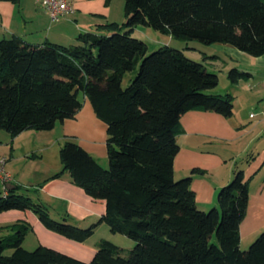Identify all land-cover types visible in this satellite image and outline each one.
I'll use <instances>...</instances> for the list:
<instances>
[{
	"label": "trees",
	"instance_id": "trees-1",
	"mask_svg": "<svg viewBox=\"0 0 264 264\" xmlns=\"http://www.w3.org/2000/svg\"><path fill=\"white\" fill-rule=\"evenodd\" d=\"M19 0H0L17 3ZM109 1V0H105ZM125 21L104 23L100 34L82 33L69 46H36L18 36L0 39V129L11 136L24 130H51L79 110L84 94L106 124L108 167H102L74 140L59 149L62 171L93 199L103 200L96 224L79 228L50 217L44 205L10 189L0 193V212L30 210L48 230L84 242L98 224L135 242L124 250L101 239L90 261L52 248L32 251L22 243L25 223L5 226L0 264H264V232L245 251L239 225L248 204L242 170L219 189L217 207L197 208L190 175L175 180L172 164L180 117L202 110L226 118L231 95L211 94L218 75L182 50L147 45L134 38L136 26L178 40L223 44L250 56L264 55V0H123ZM134 72L127 86L123 79ZM251 74L230 69L231 84ZM61 172L56 173L59 176ZM11 250L10 254L5 251Z\"/></svg>",
	"mask_w": 264,
	"mask_h": 264
},
{
	"label": "crops",
	"instance_id": "crops-1",
	"mask_svg": "<svg viewBox=\"0 0 264 264\" xmlns=\"http://www.w3.org/2000/svg\"><path fill=\"white\" fill-rule=\"evenodd\" d=\"M68 1L73 9L58 21H50L36 0L0 2V39L18 36L36 46L44 43L69 46L75 44L82 33H103L98 27L104 23L125 21L124 13L114 9V3L119 9L121 1ZM207 46L211 53L203 56L213 60V65L222 63L227 73L235 68L251 77L231 84L226 73L227 84L221 85L218 78L217 86L209 91L232 96L230 117L202 110L187 111L180 117L176 134L179 150L172 164L173 177L180 180L189 176L193 169L199 170L200 173L191 176L190 190L195 194L197 208L208 211L217 207L219 189L231 181L235 170H242L248 181V204L239 233L241 240H249L264 230V143L260 145V139L264 138V101L260 102V66L264 67V55L253 57L223 44ZM243 91L247 92L246 107L258 111L253 117H250L252 113L248 115L249 123L243 122L236 112L240 111L235 105ZM79 99L81 106L73 117L57 121L51 130L27 129L11 136L0 129V158L5 159V170L14 179L8 191L14 189L34 203L44 205L56 221L65 220L79 228H88L104 213V201L88 196L66 171H62L59 149L66 140H74L104 167L108 163L107 135L106 124L96 116L86 96L80 94ZM59 172L61 174L55 176ZM0 223H25L28 232L36 234L38 246L52 248L84 262L90 261L96 250L94 246L46 229L30 210L0 212ZM99 226L103 225L96 227Z\"/></svg>",
	"mask_w": 264,
	"mask_h": 264
},
{
	"label": "rangeland",
	"instance_id": "rangeland-1",
	"mask_svg": "<svg viewBox=\"0 0 264 264\" xmlns=\"http://www.w3.org/2000/svg\"><path fill=\"white\" fill-rule=\"evenodd\" d=\"M115 1L116 0H114V2ZM118 1L119 2L121 1L122 5H120L119 3V9H117L116 2H115L114 9L115 11L119 10V13L123 14L124 13L123 0H118ZM115 11L114 13L116 14ZM135 28L136 29L132 35L134 36V38L142 40L143 42L146 43L148 54L163 46L182 50L185 53V55L188 56L189 58L197 62H202L205 65V67L208 69V71L215 72L218 75L221 85L227 84L226 73L228 69H225L224 67L225 65L222 63H217L213 65L214 63L213 64L211 63V62H214L213 60L206 59L203 56V54L209 55L211 53V49L209 48V46L202 44L196 40H187V41L178 40V39L172 38L169 35H165L158 31H155L149 27L138 25ZM5 38H9V37H5ZM134 74H135L134 72H130L125 75L123 79L124 87L128 85L129 79L133 77ZM246 99H247V92L243 91V93H241L238 100L236 101L235 106L238 107V109H240V111H236L237 116H239L240 119L243 120V122L249 123L248 115L250 113L255 115V113H257L258 111H254L255 110L254 107H246ZM261 101H264V67L260 66V102ZM248 108H250V110H248ZM262 143H264V138L260 139V145ZM49 156H50V160H52L51 153L49 154ZM107 167H108V163L104 166V168H107ZM5 224L7 225L8 223H0V237H3V238L12 235V232L6 230ZM101 225L103 226L94 228L93 234L91 235V237H89L87 240L81 243H85L86 245H91L97 248V245L101 239L108 240V241L111 240L113 244H116L117 246L122 248L124 250L123 255L127 256L128 251L133 249L135 242L122 234L110 232L106 224H101ZM261 232H264V230H262ZM258 235L254 237L253 239H249V240L245 238L242 240L240 239V249L242 251L247 250L250 244L258 237ZM37 246H38V243H37L36 234L33 232L26 233L25 239L22 243L23 249L27 251L28 250L32 251ZM10 253H11V250L5 251V254L7 255Z\"/></svg>",
	"mask_w": 264,
	"mask_h": 264
},
{
	"label": "built area",
	"instance_id": "built-area-1",
	"mask_svg": "<svg viewBox=\"0 0 264 264\" xmlns=\"http://www.w3.org/2000/svg\"><path fill=\"white\" fill-rule=\"evenodd\" d=\"M47 12L50 21H58L72 11L73 6L68 0H36ZM254 115L251 114L250 117ZM5 159L0 158V188L1 195L6 196L8 187L14 181L12 175L5 170Z\"/></svg>",
	"mask_w": 264,
	"mask_h": 264
}]
</instances>
